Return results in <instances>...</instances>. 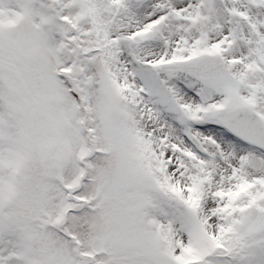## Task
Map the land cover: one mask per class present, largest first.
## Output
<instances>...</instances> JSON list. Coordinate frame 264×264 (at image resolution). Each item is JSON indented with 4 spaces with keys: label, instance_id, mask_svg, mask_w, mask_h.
<instances>
[{
    "label": "snow or ice",
    "instance_id": "snow-or-ice-1",
    "mask_svg": "<svg viewBox=\"0 0 264 264\" xmlns=\"http://www.w3.org/2000/svg\"><path fill=\"white\" fill-rule=\"evenodd\" d=\"M0 264H264V0H0Z\"/></svg>",
    "mask_w": 264,
    "mask_h": 264
}]
</instances>
